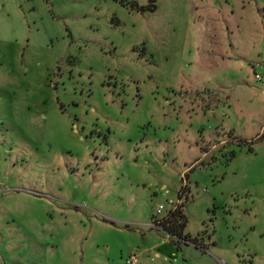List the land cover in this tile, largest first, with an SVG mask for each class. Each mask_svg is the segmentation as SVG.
<instances>
[{
	"label": "rangeland",
	"instance_id": "rangeland-1",
	"mask_svg": "<svg viewBox=\"0 0 264 264\" xmlns=\"http://www.w3.org/2000/svg\"><path fill=\"white\" fill-rule=\"evenodd\" d=\"M135 1L0 0V264H264V0Z\"/></svg>",
	"mask_w": 264,
	"mask_h": 264
},
{
	"label": "trees",
	"instance_id": "trees-1",
	"mask_svg": "<svg viewBox=\"0 0 264 264\" xmlns=\"http://www.w3.org/2000/svg\"><path fill=\"white\" fill-rule=\"evenodd\" d=\"M132 1V0H131ZM136 1L126 3L131 7V9L136 7ZM125 4V3H124ZM142 9V8H141ZM179 197H181V193L179 191ZM183 205L180 204L178 207L176 206L172 210H170L162 219V222L159 226L153 227L156 229H162L165 231L169 237V243L175 245L177 249L181 248V243L183 242H192L197 245V239H191L187 233L184 232L186 226V218L184 213L181 211V207ZM126 227H128L126 225Z\"/></svg>",
	"mask_w": 264,
	"mask_h": 264
},
{
	"label": "built area",
	"instance_id": "built-area-1",
	"mask_svg": "<svg viewBox=\"0 0 264 264\" xmlns=\"http://www.w3.org/2000/svg\"><path fill=\"white\" fill-rule=\"evenodd\" d=\"M252 72H253V77L255 80L257 81H261L263 79L264 76V63L259 65V71L256 70L255 66H252ZM163 210V205H158L155 208V212L152 216L150 225L151 227H157L160 225V223L162 222V219L165 215H162L161 217H159V215L162 213ZM127 264H136L137 263V259H136V254L132 251L129 254L128 259L126 260Z\"/></svg>",
	"mask_w": 264,
	"mask_h": 264
}]
</instances>
